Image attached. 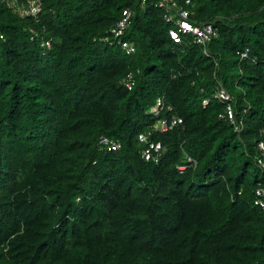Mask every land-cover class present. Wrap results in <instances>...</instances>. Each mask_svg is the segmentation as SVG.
<instances>
[{
    "label": "trees",
    "instance_id": "obj_1",
    "mask_svg": "<svg viewBox=\"0 0 264 264\" xmlns=\"http://www.w3.org/2000/svg\"><path fill=\"white\" fill-rule=\"evenodd\" d=\"M155 1L44 0L36 21L0 0V264H264V0H176L214 24L209 55ZM125 9L132 55L109 34ZM161 95L183 119L164 133Z\"/></svg>",
    "mask_w": 264,
    "mask_h": 264
},
{
    "label": "built area",
    "instance_id": "obj_2",
    "mask_svg": "<svg viewBox=\"0 0 264 264\" xmlns=\"http://www.w3.org/2000/svg\"><path fill=\"white\" fill-rule=\"evenodd\" d=\"M14 14L20 18H31L39 21L43 11L44 0H1ZM147 0H142V3H146ZM156 6L165 10V19L168 23H172L173 27L169 29L170 38L176 43L184 42L185 38L189 35L192 36L194 43L202 45L204 47V53L208 54L207 45L217 36V30L214 28L212 22L195 23L189 18V11L183 6L179 5L176 0H156ZM187 4H190V0H187ZM132 19V11L125 9L122 12V17L115 25L109 29V34L114 39L118 40V44L122 47L123 51L127 55H132L135 51L134 45L128 40H123L124 34L130 26ZM110 36H107L108 39ZM3 36L0 35V38ZM41 46L44 51L52 48L51 39H43ZM242 58L248 57V49L240 52ZM124 85L128 89H132L134 86L131 77L124 79ZM215 97L221 101H227L226 111L222 114V117L226 116L229 121L234 125L235 130L241 132L243 126L242 121L237 120L234 105L232 103V96L220 84V87L215 93ZM208 99L204 100V104L207 105ZM174 107L168 104L165 95L159 96L154 105L150 109V113L153 114L158 120L154 126L155 131L162 133L168 132L183 123V119L177 115H173ZM171 114V115H166ZM151 131L141 133L139 139L143 141L145 147L142 151V157L147 161H153L159 163L164 154V147L160 142H155L151 139ZM99 144L107 151H116L121 148V143L111 139L108 136H102ZM259 148L261 155L258 158L259 165L264 167V138L259 141ZM188 163L196 164L190 156L187 157ZM186 168V165H180L179 169L182 171ZM257 198L255 204L264 207V189H257Z\"/></svg>",
    "mask_w": 264,
    "mask_h": 264
},
{
    "label": "clouds",
    "instance_id": "obj_3",
    "mask_svg": "<svg viewBox=\"0 0 264 264\" xmlns=\"http://www.w3.org/2000/svg\"><path fill=\"white\" fill-rule=\"evenodd\" d=\"M258 149H259V153H261V151H260V148H259V143H258ZM261 155V154H260ZM260 156H258V158H259ZM261 167V166H260ZM262 169H264V167H261Z\"/></svg>",
    "mask_w": 264,
    "mask_h": 264
}]
</instances>
